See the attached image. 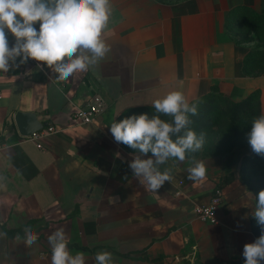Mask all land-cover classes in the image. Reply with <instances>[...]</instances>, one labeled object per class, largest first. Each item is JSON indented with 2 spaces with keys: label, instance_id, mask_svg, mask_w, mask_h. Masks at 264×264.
<instances>
[{
  "label": "crops",
  "instance_id": "0c3cea01",
  "mask_svg": "<svg viewBox=\"0 0 264 264\" xmlns=\"http://www.w3.org/2000/svg\"><path fill=\"white\" fill-rule=\"evenodd\" d=\"M255 16H264V0H111L102 34L110 51L98 64L59 82L38 62L0 72V264H51L48 237L59 228L86 264L102 251L114 264H244L243 247L261 228L239 177L242 157L195 158L207 168L200 181L188 179L192 159H170L158 167L172 170L171 181L148 191L128 166L140 153L115 142L109 127L125 110L152 107L175 90L189 103L213 89L232 102L258 91L264 112V73L242 71L251 51L264 50ZM92 96L106 111L80 125L74 109ZM16 112H34L60 131L24 139ZM216 188L218 223H202L193 207ZM26 228L38 236L31 246Z\"/></svg>",
  "mask_w": 264,
  "mask_h": 264
},
{
  "label": "clouds",
  "instance_id": "9594fccd",
  "mask_svg": "<svg viewBox=\"0 0 264 264\" xmlns=\"http://www.w3.org/2000/svg\"><path fill=\"white\" fill-rule=\"evenodd\" d=\"M111 16V0H0V72L8 73L29 61L38 62L41 71L55 74L59 81L98 64L110 51L102 38ZM9 34L15 44L9 46ZM155 114H132L111 124L117 143L138 151L129 163L132 174L148 191H156L170 182L172 170L159 169L170 159L185 161L188 153L203 148L205 133L189 128L190 115H198V104L189 103L184 93L170 91L152 102ZM171 117V120L161 116ZM248 143L256 154L264 155V112L250 122ZM175 137V139H173ZM151 153V157L142 158ZM188 179L200 181L207 168L192 157ZM252 216L261 227V235L243 247L244 264L264 262V189L256 194ZM27 245L38 236L25 229ZM3 234H0L2 236ZM51 264H86L85 253L72 254L65 230L59 228L49 237ZM95 264H114L108 251L95 254Z\"/></svg>",
  "mask_w": 264,
  "mask_h": 264
},
{
  "label": "trees",
  "instance_id": "16d2710c",
  "mask_svg": "<svg viewBox=\"0 0 264 264\" xmlns=\"http://www.w3.org/2000/svg\"><path fill=\"white\" fill-rule=\"evenodd\" d=\"M165 1V0H160ZM255 23L251 27L253 29L254 35L257 37H262V22L264 21V16H255L254 17ZM242 71L245 75L250 76H259L264 73V50H253L249 53L246 57L245 61L243 62ZM225 103L227 105L232 104V107L229 109V115L231 117L230 123H232L231 127L234 128L236 124H239L242 121L243 115L250 117L253 109L256 110V116L261 114L260 112V102H259V92L255 91L249 94L245 99L232 102L227 97L219 94L216 89H213L208 94L202 96L201 98L193 101L191 103L198 104V115L191 116L190 120L191 124L189 128L194 130L196 133H200L201 131H206L207 129H211L216 127L221 119L224 117L221 111V103ZM190 103V104H191ZM141 113H148L149 116L155 114V109L153 107H145V108H134V109H127L121 113V115L115 120L119 121L127 116L132 114H141ZM162 119L171 120V117L161 116ZM114 121V122H115ZM231 128L232 130H234ZM175 139V137H173ZM124 148L128 151L136 152L135 150L131 149L130 147L120 143ZM229 147V146H228ZM217 146L213 147V150L209 151L210 154H201L199 151L196 153H188L187 159H192V157L204 158L208 156H216L217 154ZM151 154V153H148ZM249 171H255V180L248 179ZM239 177L242 180L243 184L247 186V188L253 193L255 200L256 194L264 189V155L256 154L251 149V153L245 155L241 160V165L239 168ZM257 202V200H256ZM254 225H258L255 221ZM256 228V227H255ZM257 228H261L259 225ZM255 232H258L254 229Z\"/></svg>",
  "mask_w": 264,
  "mask_h": 264
},
{
  "label": "rangeland",
  "instance_id": "374dc122",
  "mask_svg": "<svg viewBox=\"0 0 264 264\" xmlns=\"http://www.w3.org/2000/svg\"><path fill=\"white\" fill-rule=\"evenodd\" d=\"M239 26V28L243 27L242 25ZM263 28L264 25L262 29ZM262 34H264V29ZM235 37H237V34ZM220 105L224 117L216 127L203 131L206 134L205 143L199 152L201 154H210L209 151L213 150V147L217 146V157L230 155L231 157L237 156L243 158L245 155L251 153V147L248 143V133L251 130V119L256 116V110L253 109L248 119L243 115L242 121L239 124H236L233 128L231 127L232 123H230L231 117L228 116L230 111L229 109L232 107V104L227 105L222 102ZM197 134L199 135V133ZM255 174V171H249L247 175L248 179L252 181L255 180Z\"/></svg>",
  "mask_w": 264,
  "mask_h": 264
},
{
  "label": "built area",
  "instance_id": "2783aa9c",
  "mask_svg": "<svg viewBox=\"0 0 264 264\" xmlns=\"http://www.w3.org/2000/svg\"><path fill=\"white\" fill-rule=\"evenodd\" d=\"M14 38L10 34L8 39ZM29 66H35V61H29L27 63ZM106 104L104 100L99 96H92L90 100L82 106L76 107L73 112V119L76 123L80 125H87L93 123L97 117L103 114L106 111ZM60 131V129L55 128L53 126H45L42 130L33 133L30 137H22L27 140H31L33 142H38L45 136L49 134H56ZM41 148V145H38ZM2 149V145L0 144V150ZM223 200V193L220 188H216L210 201L207 204L202 205H194L193 213L195 218L205 224L215 225L218 223L217 221V212L219 207L221 206ZM264 264V262H262Z\"/></svg>",
  "mask_w": 264,
  "mask_h": 264
},
{
  "label": "water",
  "instance_id": "95a60500",
  "mask_svg": "<svg viewBox=\"0 0 264 264\" xmlns=\"http://www.w3.org/2000/svg\"><path fill=\"white\" fill-rule=\"evenodd\" d=\"M14 123L21 137H30L33 133L42 130L45 124L39 121L34 112H16Z\"/></svg>",
  "mask_w": 264,
  "mask_h": 264
}]
</instances>
